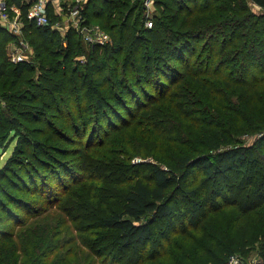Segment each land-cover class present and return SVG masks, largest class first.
Here are the masks:
<instances>
[{
	"label": "trees",
	"instance_id": "1",
	"mask_svg": "<svg viewBox=\"0 0 264 264\" xmlns=\"http://www.w3.org/2000/svg\"><path fill=\"white\" fill-rule=\"evenodd\" d=\"M6 1L23 13L28 8ZM249 1L264 9V0ZM247 2L155 0L147 27L141 0H87L86 20L109 32L111 42L89 47L72 28L62 37L26 24L23 35L52 43L37 80L28 77L31 63L9 61L7 46L17 36L0 26V147L10 134L17 140L0 169V200L12 223L0 237V264H93L94 256L115 264H229L236 251L253 248V226L264 234V168L257 169L264 163V12ZM87 51L81 65L76 57ZM67 104L74 112L63 117ZM17 115L63 117L62 126L51 127L65 142L96 127L102 137L71 149L83 174L46 150L51 135L35 140L19 129ZM13 163L26 169L6 180ZM196 164L217 184L212 193L204 195L201 183L179 192ZM229 172L251 188L240 194L229 183L235 199L214 206L218 180ZM6 183L33 194L35 203L9 193ZM184 195L212 214L144 260L153 225L172 216ZM71 230L82 235L77 244L64 240ZM258 254L264 264V242Z\"/></svg>",
	"mask_w": 264,
	"mask_h": 264
},
{
	"label": "rangeland",
	"instance_id": "2",
	"mask_svg": "<svg viewBox=\"0 0 264 264\" xmlns=\"http://www.w3.org/2000/svg\"><path fill=\"white\" fill-rule=\"evenodd\" d=\"M248 6L250 7V9L253 12H258V13H263L264 9H262L260 6H258L257 4L253 3L252 1L248 0ZM153 9L149 10L148 13L146 10H142L141 14H144L145 16L150 15L152 16L154 14L155 11V6L153 4ZM105 30V29H104ZM106 31V30H105ZM107 32V31H106ZM109 34V32H107ZM58 36L61 35L63 37L62 34H60L59 32L56 33ZM31 35V34H30ZM34 34H32V37H29L26 35H21V36H15L16 40H13L8 46H7V55H8V59L11 63H17L18 61H22L25 60L29 63H31L34 67L35 70L30 74V76L35 80H37L38 78V72L39 70H43L41 66H47V62L49 61L48 59L46 61H42V59L46 56H49L48 52L50 51V46H51V42L47 39L45 41H42L41 37H39L38 35H36V42L32 41V39L35 40V37H33ZM110 35V34H109ZM87 46L90 47V44ZM14 55H19L20 57L18 58V60H13ZM77 61H80L82 63H80L81 65H83L85 63V61L88 59V51L84 54H81L79 56L76 57ZM20 59V60H19ZM74 65H76L75 63H73ZM108 67L107 70L108 71ZM84 94L86 97H90L89 91L85 90ZM1 107H4L3 109H5V104L2 103ZM74 107L67 104L64 107V115L63 117L66 115L68 117V112L72 111L71 113H73L74 111ZM67 113V114H66ZM122 113H124V115H127L126 112L122 111ZM50 114V113H49ZM128 116V115H127ZM19 119V124H21L19 126V129L24 130L25 132H27L31 139H41V140H45L46 136L51 135L52 139L54 137V139L50 140L49 143H52L51 146H49V148H46V150L51 153L52 155H54L56 157V159L61 160L60 163H65L64 167L70 166L72 167V169H74V171H76L77 174L82 175L83 174V170L80 166V162L78 157L72 153L71 149L73 147H78L80 145V142H84L86 141V139H95L98 140L100 137L99 133H98V129H96V127L92 128V126L89 128V130L86 132L87 135H84L82 133V131L80 132V134L78 136H74L73 137V143L72 142H65L64 140H61L58 136V134L52 132V125L54 124V128L57 129V126H62V118H56L54 116L50 117L48 121L45 120H39L37 118V120H34V117H31L30 120L28 119H24L21 118L20 116H18ZM80 121V119L78 120ZM78 121H72L71 124L72 125H78L79 123ZM68 122H70V118L68 120ZM92 123H90L89 125H91ZM94 124V123H93ZM38 127H42V131L40 132L38 131ZM80 127V126H79ZM37 129V130H36ZM57 131V130H56ZM58 132V131H57ZM4 133L5 131H1L0 130V138L3 139L4 141ZM43 133V134H42ZM71 133V132H69ZM7 141H5L4 146L0 147V169L8 162V160H10L14 148L17 144V140L14 139V135L10 134L9 137L6 139ZM2 141V140H0ZM48 142V140H47ZM141 158L139 157H134L133 161L138 162L140 161ZM71 164V165H70ZM246 165H243V168ZM262 167L264 168V163L258 164L257 169H260V171H262ZM11 168L13 170H9L7 172L8 175V179L6 180H11V178H15L16 173H24V168L23 166H19L16 165L15 163L11 164ZM230 173V172H229ZM143 175H148V171H145L143 173ZM230 176H226V177H222L218 180L220 188L218 189L219 192H214L213 196L217 193H219V198L215 197V205L214 206H219L220 204H224L227 203L233 199H235V195L233 194V190H229V183H232L234 185L237 184L238 187H241L240 189L237 188V190L239 191L240 194H246L247 192H249V189L251 188V186H249L247 184L246 181H243L242 179L240 181H238L240 179V174L238 172H234V173H230ZM205 175H204V169L203 167H201L200 164H196L194 165L191 170L189 171V175L187 176L185 183L183 184V186L180 188V193L183 192L185 189L187 190H191L194 188H197L198 186L201 187V184H203L205 186L204 188V195L206 193H212V191L215 189V187L217 186V184L213 181H209L204 179ZM231 178H233L234 181L230 180ZM237 183H236V182ZM201 183V184H200ZM246 185H248V187H246ZM243 186H245V188L243 189ZM6 187H7V191L11 194L20 196H28L30 198V200H32L34 203L36 201V197L32 194H30L27 190H21L18 188H15L11 183H6ZM227 193H230V198H226L225 195ZM3 196V195H2ZM0 196V197H2ZM4 197V196H3ZM2 197V199H4ZM66 197V194H62V199ZM16 201H20V199H17ZM21 201L24 202L23 199H21ZM237 201V200H236ZM191 200L189 199V197L187 196H183L180 200H175L173 203V207H174V213L172 216L165 218V219H161L159 221H157L154 225H153V235H152V240L143 246V249H145L146 252H144V254L141 256V258H143L144 260L147 259L148 257V253L154 249V248H158V251L160 250V246L161 245H166V247H168V241H172L174 239H177L179 236V233L184 230V229H189L190 231L188 233L192 232L191 227L195 226L196 224H201L203 221L206 220V218H204V215L212 210L210 209V207L207 206H200L199 208L194 209L191 205ZM9 208H13L14 204L13 203H7ZM5 204L2 203V201L0 200V237H2L3 233H7L8 231H10V229H12V223L9 221L8 223H6V219L8 217V212H5L4 209ZM36 208H38V206H34ZM14 211H16L17 213H19L21 215V217H25V215L21 212V209H14ZM212 211H210V213L207 214V216L211 215ZM193 215H195L196 218L193 217ZM192 216V218H191ZM260 228L257 226H253V228L251 229V233L252 236L255 237V242L253 240H251V244L254 245L253 248H249L247 250V253L242 255L239 251H236V255H238L244 264H262V257L258 254L259 253V249L261 248L262 243L264 242V234H261L260 232ZM82 235L78 234L77 232L71 230L70 234L64 239L65 241H71L72 244H77V242H79L78 237H80ZM88 239H92L93 237L91 236H87ZM77 241V242H76ZM70 246V244H66L65 247H63V249H67ZM63 251V250H62ZM87 252V250L85 251ZM147 255V257H146ZM95 257V258H94ZM94 261L96 260V262L93 261V264H115V261H111L109 260L107 263H104V258H101L100 256L96 257L94 256Z\"/></svg>",
	"mask_w": 264,
	"mask_h": 264
},
{
	"label": "built area",
	"instance_id": "3",
	"mask_svg": "<svg viewBox=\"0 0 264 264\" xmlns=\"http://www.w3.org/2000/svg\"><path fill=\"white\" fill-rule=\"evenodd\" d=\"M141 1L147 13L153 9L155 0ZM86 2L87 0H22V5L28 7L23 13L22 8L17 4L0 0V26L16 36H21L25 25L31 23L38 27L56 30L63 36L72 28L88 45L103 46L110 43V35L99 24L86 20L84 14ZM148 14L145 25L152 27L153 21ZM17 57L20 56L14 55L13 60H18ZM229 264L244 263L238 255H232Z\"/></svg>",
	"mask_w": 264,
	"mask_h": 264
}]
</instances>
